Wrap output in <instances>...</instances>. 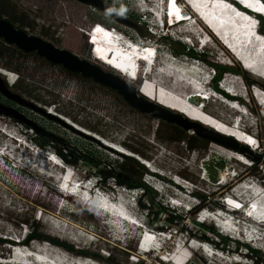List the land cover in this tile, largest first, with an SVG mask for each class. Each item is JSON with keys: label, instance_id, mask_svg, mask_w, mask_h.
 <instances>
[{"label": "rangeland", "instance_id": "374dc122", "mask_svg": "<svg viewBox=\"0 0 264 264\" xmlns=\"http://www.w3.org/2000/svg\"><path fill=\"white\" fill-rule=\"evenodd\" d=\"M9 1V16L25 24L20 26L15 23L16 27L59 48L67 49L79 58L96 65L100 70L130 82L138 95L145 97L147 101L152 100L149 101L152 103L159 101L146 93L143 87L145 85L151 88L154 84L158 86L153 82V73L158 70L165 72L168 79L172 78L174 82L180 77L191 81L211 76L212 70L205 64L208 62L226 65L229 63V66L239 65L241 68L239 62L229 55L215 37L211 36L207 46H200L196 38L192 37L196 35L195 32L188 31L183 34V28L180 31L181 28L174 26L162 29L166 32V38L178 40L188 48L192 44L197 53L203 54L201 61H192L191 58L185 57V54H175L176 44L169 43L165 37H159V57L156 58L155 64L149 65L145 74L142 72L144 77L137 71L136 74L124 78L123 63L119 64L118 68L117 65L109 67L108 60L106 62L103 50L100 52V46L94 42V37L99 39L111 34L102 25L113 28V32L115 28L128 35L144 32V20L156 24L152 14L148 12L149 9H155L153 0H102L105 6L114 9L133 25L114 18L109 11L80 0ZM187 8L185 7L186 10ZM0 17L8 20V16ZM190 24L192 27L191 21L188 20L185 25L190 27ZM197 24L199 27H195L202 33L207 32L201 22L197 21ZM117 35L124 38L118 32ZM154 38L156 39V36ZM13 46L16 49L6 47L3 55H0V62L3 64H0V74L12 92L34 103L39 110L19 104L0 93V103L14 108L24 117L20 122L0 109V237L5 240L17 238L21 242L25 239L26 244L19 247L24 253H27L25 250L29 248L43 253L40 255L35 252L33 256L35 259L40 256L43 262L25 258L26 264H107V257L114 264H201L196 257L201 258L204 264H254L253 259L247 255L244 243L264 253L263 242L255 240L250 233L251 230L254 231L252 224L237 217L241 216L238 211L231 215V221L237 222L236 224L226 221L225 217L230 210L227 206H222L225 202L230 205L234 202L233 194L236 192L231 193L232 188L241 184L256 187L264 181V117L261 105L251 91V87H255L252 84L264 89L263 78L249 72L246 77L235 74L240 75V78L237 77L238 85L243 88L234 92L245 96L247 94L249 98L248 102L239 99V103L245 107H239L244 109V114L230 107L229 103L223 102L217 95L201 102V116L207 118L208 122L160 105L169 110L166 114L168 119H165L153 113V110L141 111L130 105L113 87L91 77L82 76L78 72L76 73L79 77L72 76L68 73L70 70L61 64H50L35 51H23ZM137 61L141 67H145V61ZM172 63H176L174 68ZM178 63L180 67L177 66ZM221 77H224V81H214L213 87L218 85V82L221 86L225 85V79L229 75L222 74ZM128 78L133 80L129 81ZM147 82L149 84H146ZM14 85H17V88ZM206 85L209 89L213 88L211 84ZM167 90L169 89L158 86L156 93L158 96L169 98L167 94L161 93H166ZM207 92L211 93L210 90ZM258 94L259 92L255 96L261 100ZM190 106L195 109L193 105ZM241 116H246L248 121L245 122ZM238 117L241 118L239 126L242 130H236L235 133L222 131L223 128L235 125L233 121ZM195 122H198V126H195ZM210 122L216 125H211ZM25 127H28L26 132L22 129ZM208 129L232 136L237 142L247 144L251 148L240 152L243 146L241 144L228 147L225 144L232 142L225 140L224 144L222 140L221 142L211 139L207 135ZM34 131L55 136L68 148L101 160L104 167L106 164L120 163L123 160L120 153L135 157L149 172L142 174V180L156 191V200L183 216V221L177 226L169 225L165 221V213L155 220L153 213L156 206L151 207L147 214V210L138 203L139 198L142 199L141 189L125 188L115 184L113 179L100 187L99 179H96L97 182L93 179L95 169L88 165H70L63 161L61 165H55V161L49 159L52 158L50 155L54 154L55 159L60 157L52 149H39ZM82 131L87 135H83ZM183 134L195 136L191 143H195L196 148L187 149V141L177 138ZM256 141L257 148L254 147ZM130 149L138 151L139 154ZM208 157L216 163L212 166L213 173L210 171L214 175V184L205 175L203 164ZM248 163L252 165H247ZM222 171L230 174V181L216 183L217 176ZM136 174L138 175L137 172ZM70 176V182L77 181L79 185L90 179L102 191L93 189L89 204L79 199V191L74 195H67L60 191L58 186H62L63 180H69ZM45 180L58 192L46 190L42 185ZM112 196L115 198H109ZM225 197L226 200L222 201ZM236 198L238 199V196ZM213 212H218L224 220L221 221L222 217L217 218ZM195 221L207 227H215L232 242L224 249L217 245L216 247L217 239L202 230ZM181 224L187 227L188 234L179 230ZM229 225H233L235 229L225 230ZM31 226L35 227L38 233L66 241L75 248L87 250L94 257L78 255L45 240H29ZM156 226L163 229L158 230ZM233 231L235 233H232ZM143 232L153 235L152 238L156 242L155 246L148 250L145 244L148 238L144 237L141 246L139 244ZM259 232L262 234L260 237L264 236V230ZM204 241L212 246L207 243L206 245ZM10 245L12 244L9 242L0 241V258L7 259L11 252L14 254ZM206 246L211 251L206 250ZM160 256L162 259L168 257L169 260L163 261ZM22 260L24 258L21 257L17 261H3L0 264H21L19 262Z\"/></svg>", "mask_w": 264, "mask_h": 264}, {"label": "bare ground", "instance_id": "6f19581e", "mask_svg": "<svg viewBox=\"0 0 264 264\" xmlns=\"http://www.w3.org/2000/svg\"><path fill=\"white\" fill-rule=\"evenodd\" d=\"M153 1L154 2L152 5L155 6V9H153L154 11H152L151 9H149L148 11L150 12V14L154 15L153 16L154 19L158 18V19L162 20L163 23H165L168 27L177 26L178 28H181V29H179L180 31H182V28H183V32H184L183 34H186L188 31H191L192 33L195 32L196 35H194L192 37L196 38L197 43L199 44L200 42H204L205 45L207 46V44H206L208 41L207 36L204 33H201V31H200V33H198L199 31L197 32V27H199V25L197 24V21L202 22L203 25L214 35V37L217 39V41L223 47L226 48V46H228V44L231 47L233 46V44L235 45V47L239 51V53H241L245 57L244 60L245 61L247 60L246 64L243 63V65H244V68H243L241 65L242 63L240 62V58L235 57L233 55V57L240 63V65L243 69H245L246 71H248L249 73H251L253 75H256V76L264 79V61L262 60V57L264 55V44L258 45V48H257L258 54H254V56H257V58H251L250 55L252 54V52H254L255 48L251 50V47H249V45L251 46V43H252V46L256 47L257 43H253L250 41V42H248V45L244 46V43L239 40L238 37L243 32V30L246 29L245 28L246 27L245 19L241 13L236 12V11L233 13L231 11V9H230L231 7L229 5L224 6L226 8V10H225V8L222 7V4L224 3L222 0H213V1H211V0H186V2L189 4L188 8L190 10V11L185 10L186 12L183 11L182 4H179L177 1L174 2V0H170V1H168V0H153ZM237 1L241 5L243 4L244 7H247L248 9H250L253 12H257L260 14L264 13V6H262L257 1H254V0H237ZM183 2H184V0H183ZM165 11H167V13H165ZM226 11H227V14H226ZM197 14L200 16L201 19L198 17ZM192 17H196L195 22L191 21L192 27H191V24H190V27H187L185 25L186 21H183V20H190ZM187 25H189V24L187 23ZM196 25H198V26L195 27ZM235 26H236V29H235L236 32L230 31V30H234ZM224 27L227 28L228 30H226ZM107 32L111 33V34H108L109 36H107V37H100L99 39H97L95 36L94 42L100 46V52H101V50H103V55L106 58V62L108 60L109 67L117 65V68H118V65L123 63L124 67L122 69V71H123L122 73L125 76V78H126V76H131V75L136 74L137 71H140L139 75L141 74L140 76L143 78L144 76L142 75V72H144V74L147 72V71L145 72V69L147 68V70H148L149 65L152 61L150 59L154 58L153 64H155V60L157 58V52L155 51L156 46L152 45L153 46L152 47L151 45H147V48L145 50H141L142 53L140 52V47H138L137 51L134 52V56L132 58H131V54H125L123 56V55H121V52H120L121 50H120L119 46L114 42V40L122 39V37L118 36L117 32H115V31L113 32L112 30H108ZM181 34H182V32H181ZM102 35H103V33H102ZM104 36H106V35L104 34ZM185 40H188V39H185ZM104 45H106V46H104ZM138 45H140V43H138ZM125 58H130V60H134V66L131 65ZM258 58H260V60H261L260 62H259ZM137 60L145 61V67L144 68L141 67V65L139 64V62ZM176 63L175 64L172 63L173 68H174V65H176ZM135 64H137V65H135ZM177 66H179V63L177 64ZM177 66H175V67H177ZM170 67L171 66H169V69L172 71V67L171 68ZM179 67H178V69H181ZM158 72L153 73L155 75L153 77L154 78L153 82L156 83L158 86L169 89V90H167L168 92H170V93L176 95L177 97L181 98L184 102L188 101L186 103L189 105L195 106L199 102H202V101L205 102L204 101L205 98L210 99L211 97H216L218 95L217 93H214V92H211V93L207 92V90H208L207 85L203 84V81L206 78L198 80L197 78H200V77H196L197 80L192 79L191 81H189L188 79L186 80V78L180 77L177 81L172 82L173 81L172 78L168 79V76L165 72H163L161 70L160 71L158 70ZM183 72H184V70H183ZM186 72H187V69H186ZM195 72H196V70H195ZM188 73H189V71H188ZM231 73L232 72H228L226 74V75H229V77H227L225 79V85H223L221 87L227 88V86H228V87L232 88L233 90H237V92L241 91V89L243 87L238 85V82H239L238 79L240 78V75L236 76L234 73H232V74ZM186 74H183V75L186 76ZM193 74H194V72H193ZM194 75L196 76V74H194ZM199 76H200V74H199ZM157 77H159V78H157ZM237 77H239V78L237 79ZM128 80L132 81L133 79L128 78ZM258 88L262 89L260 87H258ZM253 90H254L255 94L253 93L252 95L255 96L259 92L258 95L261 96V98H262L261 102H263L264 101L263 93L260 90H258L256 87H254ZM204 94H206L208 98L206 96H204ZM188 95H189V97H188ZM219 97H220L219 99L224 100L223 102L230 103L227 98H222V96H219ZM149 101H152V100H149ZM153 102H155V101H153ZM155 104L166 107L165 105L160 104L158 102H155ZM234 105H236V104H234ZM236 106H237L236 108L234 106L232 108L239 111L241 114H244V113H242V111H244L245 107L242 106V104H240L239 102H238V105H236ZM239 107H243L244 109L239 108ZM183 117H184V115H183ZM241 117L244 119L245 122L248 121L246 116L245 117L241 116ZM240 121H241L240 117H238L237 119H235L233 121L235 123V125H232V127L235 130H239V131L242 130V128L239 126ZM215 132H217V131H215ZM239 144H241V143H239ZM225 145H227L228 147L237 146V145H233L230 143L229 144L227 143ZM241 145H244V144H241ZM7 149L10 150V148H7ZM14 150H16V148H14ZM245 150H248V149H243L241 147L240 152H244ZM12 151H13V149H12ZM49 159H51V158H49ZM222 161H224V160H222ZM204 162L205 163L203 164V166L205 168V175L207 176V179L213 183L215 180H214V178L212 179L213 174H211V173H213V171L211 168L216 163L213 160H211V157L206 158L204 160ZM54 164L55 165H58V164L61 165V162H59L58 164H57V162H54ZM223 166H224V164H223ZM210 170H211V173H210ZM228 175H230L228 172L222 171L217 176L218 181H216V183L221 184V183H223L224 180L225 181L229 180ZM49 178H51V177H49ZM71 178H72V176H71ZM42 185L45 187L46 190L58 192V190L55 189L50 183H48L47 180L43 181ZM69 185H70V183H67V182L62 183V186H58V188L60 191H62L63 193L65 192L67 195H70V194L74 195L78 191H80V189H81L80 185H78V186L72 185V186H74L73 188L70 187ZM258 185L264 186L263 184H258ZM251 186H248V184H245V185L241 184L240 186L237 187V189L235 190L236 193L233 194V196H235V197L237 195L244 196V194H245L244 197H248V196H251L254 192H258V193L260 192V189H258V188L255 189L256 188L255 186L254 187H251ZM69 190H71V191L68 192ZM245 200L247 201L248 199L246 198ZM233 201L234 202L231 203L232 207H239L240 205H243V203L242 204L238 203V201L239 202L242 201V198L241 199L240 198L239 199L233 198ZM114 205L116 206L117 204L114 203ZM101 208H103V207H101ZM262 208L264 209V194H262L260 196L259 201H255L253 203V205L250 207V209L248 208L246 210V211H248L247 215H249L250 217L243 216L245 214L241 213V211H238L241 216H237V217H239L240 219H243V220L246 219L247 221H249L252 224V228L255 231L254 232L253 230H251L250 233H252V236L255 237L254 238L255 240H261L264 244V236L260 237L262 234H260V232H259L261 230H264V224L256 223L253 220V219H255V220L264 219V216H262L263 215V209ZM114 215H115V213H114ZM215 215L217 218L222 217L221 221L224 220V217L221 216L220 214L215 213ZM117 217H119V215H117ZM225 220L231 221L230 216L227 215L225 217ZM232 223L236 224L237 222H232ZM238 223H240V221ZM228 229L234 230L235 227L233 225H229V227H225V230H228ZM144 237L150 239L151 234L150 235L144 234ZM25 251H28V252L24 253V250H22V249L17 251L15 254H12V252H11V255L7 259L0 258V262H3V261L4 262H11V261H15V260L17 261V259H20L21 257L24 258V261H25V258L26 259L31 258L33 260H36L35 257L33 258L35 252L40 254V255L43 254L40 251L38 252V250L32 249V248L31 249L29 248V250H25ZM38 254H37V256H38ZM12 256H14L15 258H13ZM39 258L43 260V258H41L40 256H39ZM38 260H36V261H38ZM43 261H41V262H43ZM74 264H76V263H74Z\"/></svg>", "mask_w": 264, "mask_h": 264}, {"label": "trees", "instance_id": "16d2710c", "mask_svg": "<svg viewBox=\"0 0 264 264\" xmlns=\"http://www.w3.org/2000/svg\"><path fill=\"white\" fill-rule=\"evenodd\" d=\"M9 6H10L9 0H0V15L8 16V20L10 22H12L13 24L16 23L20 26H23V25L25 26V24L23 22H20V20H18L17 18H15L13 16H9V14H8V8H10ZM166 39L170 41L169 43L176 44V46L174 47V49H176L175 54H186L188 56H192L194 58H199V59L202 58V56H203V54H199L195 50L188 48L185 44L180 43L178 40L175 41V40L170 39V38H166ZM6 47H13L14 48V46L12 44L6 43L4 40H2L0 38V55L1 56L3 55V51ZM14 49H16V48H14ZM48 63L51 64V62H49V61H48ZM0 64H2V63L0 62ZM207 64L212 66L214 69V72L216 73L215 77H214V81L218 80L222 76V74L225 72H232L234 74H241L242 76H245V77L247 75V72L245 70H243L242 68H240V66H237V67L229 66V65L217 63V62H208ZM68 73L72 76L75 75V76L79 77L76 72L68 71ZM18 77H19V75L17 76V78ZM5 84H6V82H5ZM146 84H149V82H147ZM14 87L17 88V85H14ZM157 87L158 86H156L155 84L151 88H147L144 85L143 90L146 91V93H148L151 97L156 98L157 101H159V103L165 105L168 108L170 107L174 110L182 111V112L190 115L191 118H196V117H197V119L200 118L202 122H204V121L208 122L209 121L207 118L201 116L202 115L201 110L194 109L192 106H190L189 104L184 102L182 99H178L174 95L168 94L169 92H167V91H166V93H164V92H161V93L169 95V98H167L166 96L163 97L162 95L158 96L156 93ZM214 87L217 89V91L228 96V94H226L223 90H220L216 85H214ZM210 124L216 125L214 122H210ZM27 128L28 127H25L22 129L24 132H26ZM222 131L225 133H235L236 132V130L232 126L227 127V128H223ZM34 133H35V137L37 139L36 143H37V146L39 148L44 149V150L48 149V148L52 149L55 153L58 154V156L61 158V160L67 164H70V165H77V164L88 165V166H90L91 169L94 168L95 171L93 172V174H98L100 176V182H101L100 184L102 186H105L106 183L108 182V180L113 179L115 184L120 185V186H124L125 188H128V189L139 188V189H141L142 190L141 191L142 192V194H141L142 199L139 198L138 203L140 204V206L142 208L147 210V214H149L151 207L156 206V210L153 213L155 220L160 219V217H161L160 215L165 213L166 214L165 221L169 225L177 226V225H179V223L181 221H183V219H184L183 216L175 213L174 210L171 211L170 209H168L164 205L160 204V202H158L156 200V197H157L156 191L150 185H148L147 183H145L142 180V174L147 173L148 170L135 157H133L131 155L120 153V155L123 158V160L120 163H110V164H106L104 167V162H101V160H98L96 158H92L88 154L76 152V151L72 150L71 148H68L67 146L64 145V142H60V140L58 138H56L55 136H53L49 133H42L39 131H34ZM177 138L181 141H185V140L187 141L186 147L188 150H193L194 148H196L195 143H191V141L193 139H195V136H193V135L187 136V135L183 134L182 136L180 135ZM241 144H243V143H241ZM131 151L139 154V152L136 150H131ZM136 172L138 173V175L136 174ZM88 173H90V172H88ZM154 175L159 176L158 174H154ZM195 223L197 225H199L202 228V230L206 231L208 234H211L212 236H214L217 239L215 246L217 245V246L224 249L225 246H227L229 242H232V240L227 235L222 234L215 227H207V226H204L203 224H201L200 222H196V221H195ZM156 227L159 230L163 229V227H161V226H156ZM179 230L182 232L185 231L188 234V229L184 224L180 225ZM28 237H29V240L36 238V239L48 241V242L53 243L57 246L63 247V248H65V249H67L73 253H76L78 255L88 256V257L93 256V254L88 252L87 250H84L81 248H75L73 245L68 244L66 241H62V240H59L58 238H54V237H51L48 235L38 233L36 231V228L32 227V226L30 227ZM0 241L8 242L10 240H5V239H2L0 237ZM25 243H26V240H25ZM243 246H244L245 250L247 251V255L253 259L254 264H264V253L260 252L259 250L251 247L250 245H248L246 243H244ZM174 252H175V250H173V253ZM187 252L189 254L188 250H187ZM196 258H197V261L199 263L204 264V261L201 258H199V257H196ZM105 261L107 264H114L108 257H107V259H105Z\"/></svg>", "mask_w": 264, "mask_h": 264}, {"label": "water", "instance_id": "95a60500", "mask_svg": "<svg viewBox=\"0 0 264 264\" xmlns=\"http://www.w3.org/2000/svg\"><path fill=\"white\" fill-rule=\"evenodd\" d=\"M86 3H89L94 6H98L106 11H109L114 18L125 22L126 24H131V21H127V19L123 16L118 15L114 9L109 6H105L102 3V0H80ZM133 25V24H131ZM0 38L4 40L6 43L13 44L17 48L23 51H35L38 55L44 57L46 60L52 63L61 64L64 68L78 72L82 76L91 77L95 81L108 85L116 89L123 98L132 106L138 108L141 111H152L158 116L168 119L166 117L168 114V109L161 107L158 104L149 102L145 99V97L138 95L136 89L130 84V82H126L121 79L119 76L110 74L100 70L96 65L90 63L85 59L79 58L74 53L70 52L67 49L59 48L52 44L51 42L29 33L22 28L16 27L10 21L0 17ZM0 93L5 97L16 101L19 104H23L29 106L32 109L39 110L38 107L30 102L22 98L19 94L12 92L10 88L5 84V80L0 74ZM1 112L4 114H9L15 117L16 120L22 121L24 117L16 111L14 108L10 106H5L0 103ZM0 112V113H1ZM170 118V117H169ZM195 126H198V122L194 123ZM186 127V125H184ZM83 135H87L83 131L81 132ZM208 137L213 140L223 141L228 140L232 142V144H239L232 136L223 135L221 133L215 132L212 129H208ZM96 139V138H95ZM221 141V142H222ZM225 144V143H224ZM229 144V143H228ZM112 148V147H111ZM243 149L248 147L244 144L242 146ZM114 149V148H113ZM116 150V149H115ZM118 151V150H117ZM212 169V168H211ZM211 171V170H210ZM214 175L212 176V179Z\"/></svg>", "mask_w": 264, "mask_h": 264}, {"label": "clouds", "instance_id": "9594fccd", "mask_svg": "<svg viewBox=\"0 0 264 264\" xmlns=\"http://www.w3.org/2000/svg\"><path fill=\"white\" fill-rule=\"evenodd\" d=\"M181 1H183V0H181ZM188 10H189V8H188ZM190 11V10H189ZM163 22V21H162ZM104 28H108L107 26H104V25H102ZM142 26H143V24H142ZM143 28H144V32H142V33H140L139 35H137V34H135V35H128L127 33H124V31H120V30H116L115 28H114V31H116V32H118V33H120V34H122L124 37H126V38H128V39H131L132 41H135L136 39H138V37H143V35H146V37H149L150 38V36H151V34L149 33V31H148V29L146 28V27H144L143 26ZM109 30L111 29V30H113V28H108ZM107 29V30H108ZM160 29H161V27H160ZM159 37H161V38H166L167 36H166V32H165V34H159V36H156V39H157V41H156V44H155V46H156V48H155V51L157 52V58L159 57V53H160V50H158L159 49V47H160V45H159V43H161V39H158ZM157 42H159V43H157ZM161 48V47H160ZM184 56H187V57H192V56H188V55H184ZM198 61L200 60L201 61V59H199V58H196ZM93 61H95L94 59H92ZM150 60H152L151 61V63H150V65L151 64H153V60H154V58H152V59H150ZM97 61V60H96ZM95 61V62H96ZM205 64H207V63H205ZM207 66L210 68L211 66L210 65H208L207 64ZM239 66V65H238ZM242 68V67H241ZM211 70H213L214 71V69H212V68H210ZM243 69V68H242ZM228 72H225V73H223V75H225V74H227ZM120 74V73H119ZM215 72L214 73H212V75L211 76H209L210 78H209V82H208V84H211L212 85V87H213V84H214V77H215ZM120 76H122L121 74H120ZM226 76V75H225ZM122 77H124V76H122ZM125 78V77H124ZM224 77H220L218 80L220 81V79L222 80ZM218 80H216V81H218ZM213 82V83H212ZM216 86L220 89V90H223L220 86H219V83H218V85L216 84ZM213 89H215L216 91H217V89L215 88V87H213ZM224 91V90H223ZM217 92H219V91H217ZM225 92V91H224ZM220 94H222V95H224L223 93H221V92H219ZM226 93V92H225ZM226 94H228V93H226ZM225 97H227L228 99H232V97L228 94V96H226V95H224ZM239 99H241V98H239ZM238 99V100H239ZM242 100V99H241ZM244 101V100H243ZM256 143H257V141H256ZM246 146L248 147V145L246 144ZM39 148V147H38ZM249 148H251V147H248V149ZM39 149H41V148H39ZM42 150H44V149H42ZM60 159V158H59ZM60 161H62L61 159H60ZM249 161H251V160H249ZM253 162V161H252ZM252 165V164H251ZM93 175H95L94 177H93V179H94V181L95 182H97V180L96 179H99L98 181H100V176L98 175V174H93ZM111 180V179H110ZM94 182V183H95ZM101 182H99V185H100V187H103L101 184H100ZM109 183V180H108V182H107V184ZM96 184V183H95ZM223 206V205H222ZM229 209V208H228ZM230 210V209H229ZM228 213L229 214H232V211L230 210V211H228ZM159 230V229H158ZM142 235V234H141ZM140 235V236H141ZM142 237V236H141ZM140 238V237H139ZM142 238H140V246H141V243H142ZM138 241H139V239H138ZM9 242V244H12V245H23V244H26L25 243V239H23L22 240V242H19V244H17L16 242H14L13 240H10V241H8ZM205 242V244L207 243L208 245H210V246H212L210 243H208V242H206V241H204ZM149 240L148 241H146L145 242V244L148 246V248L146 249V250H148V249H150L151 248V246L149 245ZM156 243V242H155ZM206 244V245H207ZM138 250H141V249H138ZM145 250V251H146ZM142 251H144V250H142ZM37 260L39 259L40 261H43L42 259H40L39 257L38 258H36ZM160 259L161 260H163V261H168L169 260V258H168V260H166V259H162L161 258V256H160ZM172 262H174L173 260H172ZM19 263H21V262H19ZM22 264V263H21Z\"/></svg>", "mask_w": 264, "mask_h": 264}, {"label": "built area", "instance_id": "2783aa9c", "mask_svg": "<svg viewBox=\"0 0 264 264\" xmlns=\"http://www.w3.org/2000/svg\"><path fill=\"white\" fill-rule=\"evenodd\" d=\"M183 11H185V9Z\"/></svg>", "mask_w": 264, "mask_h": 264}, {"label": "flooded vegetation", "instance_id": "af4514ba", "mask_svg": "<svg viewBox=\"0 0 264 264\" xmlns=\"http://www.w3.org/2000/svg\"><path fill=\"white\" fill-rule=\"evenodd\" d=\"M41 58V57H40ZM44 58V57H43Z\"/></svg>", "mask_w": 264, "mask_h": 264}]
</instances>
